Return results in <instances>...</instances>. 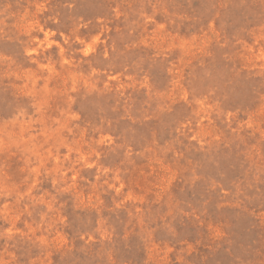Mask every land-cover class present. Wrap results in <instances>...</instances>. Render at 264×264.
Masks as SVG:
<instances>
[{
	"label": "rangeland",
	"instance_id": "1",
	"mask_svg": "<svg viewBox=\"0 0 264 264\" xmlns=\"http://www.w3.org/2000/svg\"><path fill=\"white\" fill-rule=\"evenodd\" d=\"M0 264H264V0H0Z\"/></svg>",
	"mask_w": 264,
	"mask_h": 264
}]
</instances>
